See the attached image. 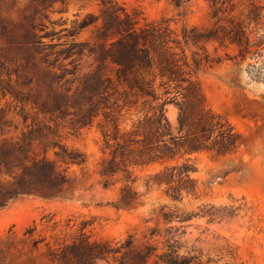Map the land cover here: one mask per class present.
I'll use <instances>...</instances> for the list:
<instances>
[{
	"label": "rangeland",
	"instance_id": "obj_1",
	"mask_svg": "<svg viewBox=\"0 0 264 264\" xmlns=\"http://www.w3.org/2000/svg\"><path fill=\"white\" fill-rule=\"evenodd\" d=\"M118 1L137 19L139 27L155 21L168 23L208 107L227 120L241 144L228 155L204 151L189 156L196 168L192 174L196 191L184 194L180 202L167 198L162 188H145L144 177L160 170L158 165L135 170L138 182L132 192L139 198L125 202L121 175H115L108 187L103 186L101 169L111 159V149L99 128L102 116L88 126L75 122L73 107H84L85 112L100 107L95 106L96 96L88 92L80 95L93 60L83 57L72 75L71 59L64 67L44 65L32 42L33 28L41 20L48 27L46 31L58 33L57 42L74 20L99 15L100 7L88 0H0V62L4 65L0 110H10L7 115L0 114V123L11 125L0 130V154L4 146L21 138L23 124L15 112L26 107L29 122L43 120L50 126L28 159L42 157L45 152L54 159V142L77 149L88 158L86 167H70L71 182L64 191L52 197L22 195L0 205V264H52L50 251L81 234L93 242L111 244L132 238L137 249H153L148 264H155L157 256L166 251L165 231L170 227L180 228L178 234L184 232L181 253L201 252L203 264L208 260L212 261L208 264H264V57L248 55L242 60L235 44L196 39L214 26L207 0L181 5L171 0ZM240 1L246 10L251 2L264 6V0ZM263 23L264 19L262 28ZM99 25L84 30L79 40L96 42ZM261 52L264 55V49ZM9 69L16 75L8 77ZM114 97L111 104L118 99L117 94ZM46 109L50 112L42 114ZM166 109L168 119L176 125V106L168 104ZM133 120V111L127 112L122 128H129ZM165 213L193 216L181 223L174 217L168 223Z\"/></svg>",
	"mask_w": 264,
	"mask_h": 264
},
{
	"label": "trees",
	"instance_id": "obj_2",
	"mask_svg": "<svg viewBox=\"0 0 264 264\" xmlns=\"http://www.w3.org/2000/svg\"><path fill=\"white\" fill-rule=\"evenodd\" d=\"M88 1L100 7L99 15L87 14L82 20H74L71 28L62 30L65 35L56 38L57 42L54 40L58 33L46 31L48 27L41 20L33 28V49L41 63L52 68L64 67L63 63L71 59L69 64L74 70L69 74L72 75L77 73L76 63L83 57L93 60V69L80 95L88 92L96 96L95 106L100 107H92L89 112H85L84 107L73 109L75 122L82 127L102 116L99 128L106 147L111 149V159L103 163L101 169L105 179L103 186L108 187L115 175H121L122 199L134 202L139 198L132 192L138 182L135 170L158 165L160 170L144 177L145 188L147 191L162 188L167 198L180 202L184 194L196 191L192 177L196 168L188 157L204 151L231 154L240 146V137L224 117L208 107L184 53L179 50L180 42L166 21L139 27L137 19L125 12L118 0ZM171 1L181 5L190 0ZM207 1L214 26L196 39L235 44L240 48L242 60L248 55L264 57L261 52L264 49V6L251 2L246 10L240 0ZM98 25L96 42L79 40L84 30ZM63 38L66 40L61 42ZM3 66L0 62V72ZM6 74L11 78L16 71L9 69ZM115 94L118 99L111 104ZM117 102L122 105L118 106ZM168 104H174L178 110L176 125L167 117ZM25 108L15 112L23 124L21 138L1 150L0 205L22 195L52 197L69 186L71 166L84 168L88 164L85 153L60 142L53 143L54 159L48 158L46 152L42 157L34 155L28 159L33 146L41 145L50 126L43 120L29 122ZM129 111H133L134 120L129 128H122V119ZM48 112L46 109L42 114ZM1 113L7 115L10 110H0ZM8 124L7 121L0 123V130L11 126ZM206 214L212 217L209 211ZM192 216L164 214L168 223H172L174 217L181 223ZM179 229L170 227L165 231L167 248L157 256L155 264H203L201 252L181 253L180 239L184 232L178 234ZM152 251L148 246L137 249L132 238L111 244L93 242L81 234L50 251L49 260L52 264H148ZM210 262L208 260L207 264Z\"/></svg>",
	"mask_w": 264,
	"mask_h": 264
}]
</instances>
